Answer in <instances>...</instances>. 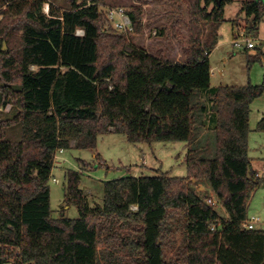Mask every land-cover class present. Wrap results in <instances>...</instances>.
I'll use <instances>...</instances> for the list:
<instances>
[{
	"label": "trees",
	"instance_id": "trees-1",
	"mask_svg": "<svg viewBox=\"0 0 264 264\" xmlns=\"http://www.w3.org/2000/svg\"><path fill=\"white\" fill-rule=\"evenodd\" d=\"M67 1L64 9L48 0H0V101L19 108L0 120V264L14 248L21 264H264V230L243 226L253 194L264 185L249 157L251 104L264 94V81L211 85L209 55L233 0H172L175 22L157 37L175 44V59L133 43L144 32L143 7L127 10L133 31L120 32L100 0ZM240 13L249 20L248 33H256L264 0H244ZM177 22H184L183 32L175 30ZM247 61L251 69L252 58ZM204 94L210 108L200 100ZM208 111L215 123L213 158L206 157L210 140L199 142ZM17 125L21 139L6 140L7 129ZM109 127L132 144L188 143V176L106 181L104 201L93 207L81 172L67 170L65 201L79 217L63 210L54 218L50 180L57 151L72 141L75 149L95 150ZM257 131L264 132V119ZM204 182L227 219L194 188ZM178 231L184 241L176 247ZM168 250H176L171 260Z\"/></svg>",
	"mask_w": 264,
	"mask_h": 264
},
{
	"label": "rangeland",
	"instance_id": "rangeland-1",
	"mask_svg": "<svg viewBox=\"0 0 264 264\" xmlns=\"http://www.w3.org/2000/svg\"><path fill=\"white\" fill-rule=\"evenodd\" d=\"M59 6L60 8H68L69 3L67 0H48ZM89 2L91 0H88ZM100 5L104 10L108 7H123L126 10H130L136 6L143 7L144 9V32L140 35H134L132 37L133 43L140 48L146 49L151 53L157 55L162 54L169 56L170 58L177 57L178 50L175 44L170 42V39L166 35L165 37H154L153 31L157 29L160 32L164 26H169L172 22H175L172 11L175 9V4L172 0H100ZM241 1L235 0L232 4H227L225 17L228 19L222 23L221 33L224 37H228L232 41V37L229 34V29L232 25V20L235 19L237 12L239 11ZM44 12L49 13L48 5L44 6ZM184 16V15H183ZM3 20V15L0 14V22ZM249 20L247 19V22ZM179 29L175 30L183 32L184 22H177ZM248 32V30H247ZM169 34V33H168ZM254 43L264 41V21L259 25L256 38H253ZM264 50V42L260 48ZM130 52L131 48H125ZM165 49V50H164ZM234 50V55L237 57L229 65L230 71L236 72L238 76L237 81L247 83L249 76L255 84H261L263 82V71L260 63L253 64L251 69H248V61L244 49H238L230 47ZM8 47L4 48L6 52ZM165 51V52H164ZM162 52V53H161ZM36 70L35 67H32ZM216 82V81H215ZM200 100L207 103L208 108L211 104L208 102V96L204 94ZM19 112V108L14 107L12 104L3 106L0 101V120L11 119ZM251 126L252 129H256L258 122L264 117V94L256 99L251 104ZM206 124L205 129L199 131V142L204 144L208 139L211 142V148L206 152L207 158H213L214 149V135L213 128L215 126L213 115L210 111L206 113L202 119ZM109 127L108 135L99 137L98 140V152L101 153L104 160L102 165L98 163L94 157L92 150H78L71 147L65 150L63 154H58V163L54 166L52 172V178L56 177L59 182L55 183L52 178L50 180L51 187V203L53 209V217H61L62 211L67 207L66 185L67 180L65 173L67 170L80 171L82 175L81 186L84 190L90 189L92 192L84 191L89 198L90 205L96 206L102 204L104 201L103 183L106 181L119 179L123 177H142V176H156L159 173L168 174L174 178H185L188 176L187 168V155H188V143L182 141L175 142H154V143H129L125 136L121 134H115V130H111ZM22 137V127L20 125L8 128L6 131V140L19 141ZM73 142H71L72 145ZM213 147V148H212ZM249 157L252 161V167L258 171L264 178V132L256 130L251 131L249 139ZM81 161H86V164H81ZM89 163V164H88ZM197 192H204L205 196L215 195L210 189V186L204 182L194 185ZM92 193V194H91ZM65 194V196H64ZM217 200V199H216ZM224 219H227L228 214L218 202L214 207ZM67 217L78 218L79 211L77 207L71 206V210L66 213ZM248 219L256 221V229L264 230V185L258 188L253 194L249 206H248ZM176 247L182 245L184 237L181 231H178L175 236ZM101 247H104L102 244ZM176 250H168L167 260L175 255ZM21 250L14 248L13 253H10L6 259L10 260L12 264H21Z\"/></svg>",
	"mask_w": 264,
	"mask_h": 264
},
{
	"label": "crops",
	"instance_id": "crops-1",
	"mask_svg": "<svg viewBox=\"0 0 264 264\" xmlns=\"http://www.w3.org/2000/svg\"><path fill=\"white\" fill-rule=\"evenodd\" d=\"M240 1H241V4H240L239 11L237 12L236 18L231 19L232 25L229 29V34L232 37V41H230V39L227 36L224 37V35L221 33V27H220L218 43L215 46V48L213 49V51L211 52V54L209 55V61H210V65H211V85H212V88H217L220 86H231V87L246 86L248 83H251L253 85H260V84H255L254 81L251 79V76H249L247 83H244L241 81L239 82V81H237L238 76H236V72L230 71L228 69V65L233 60H235V58L237 57L236 55H234V50L230 49L231 46L234 47V49H235V46H234L235 39L237 37H239L242 33L246 34V36L248 38H252V39L256 38V35H257V32L256 33H248L247 32V30H246L247 17L244 13L243 14L240 13V10L242 7V2L244 0H240ZM234 2H235V0H233V3ZM226 9H227V5L225 7V14H226ZM227 20L228 19L224 16V22H226ZM263 21H264V19H263ZM263 42L264 41L257 42L258 44L255 46L254 49H251V50L244 49L245 50L244 54H246L247 58L248 57L252 58L253 64L259 62L261 67L264 69V50L262 49V47L260 48V46H262ZM252 67H253V65H252ZM263 78H264V73H263ZM263 81H264V79H263ZM262 119H264V117ZM249 125H250V133H249V139H250L251 131H253V130L257 131V128L252 129L251 117H250ZM106 135H108V134H106ZM101 136H105V135H101ZM92 151L94 153V157L96 158V160L98 161L99 164H101V162H103V161H105L104 163L107 164L106 160H104L101 153L98 152V148H96L95 150H92ZM98 156H99V158H97ZM82 162H86V161H81V164H83ZM256 172H258V171H256ZM81 182H82V176H81ZM81 188H82V186H81ZM84 191L92 192L90 189L84 190ZM64 196H65V194H64ZM65 210L68 212L69 210H71V206L65 207ZM67 212H65V215Z\"/></svg>",
	"mask_w": 264,
	"mask_h": 264
},
{
	"label": "built area",
	"instance_id": "built-area-1",
	"mask_svg": "<svg viewBox=\"0 0 264 264\" xmlns=\"http://www.w3.org/2000/svg\"><path fill=\"white\" fill-rule=\"evenodd\" d=\"M107 15L109 20L112 22L114 28L120 32H131L133 31V23L132 20L129 16V14L127 13V10L123 7H108L106 9ZM154 37H156L158 35V31L157 29L154 30L153 32ZM77 35L78 36H83L84 35V30L82 29H78L77 30ZM254 39L252 38H248L246 36V34L242 33L239 37H237L234 41V46L238 49H254L256 44L253 41ZM130 49V48H129ZM131 50V49H130ZM111 130H114L113 127L110 128ZM72 147H74L75 142L72 141ZM64 149H59L56 153L55 156V164L54 166L58 163L57 159H58V154H63L64 153ZM262 175L260 173H258V177H261ZM52 178V176H51ZM52 180L55 183H58L59 180L56 177H53ZM208 204L211 205L212 207L217 206L218 201L210 195L209 199H208ZM134 209H136V207H133ZM256 221L255 220H249L247 218V220L244 222L243 226L244 228L248 229V230H257L256 227ZM216 227L213 226L212 227V231H215ZM4 264H12V262H10V260H6V262Z\"/></svg>",
	"mask_w": 264,
	"mask_h": 264
},
{
	"label": "water",
	"instance_id": "water-1",
	"mask_svg": "<svg viewBox=\"0 0 264 264\" xmlns=\"http://www.w3.org/2000/svg\"><path fill=\"white\" fill-rule=\"evenodd\" d=\"M223 0H217L218 5H221Z\"/></svg>",
	"mask_w": 264,
	"mask_h": 264
}]
</instances>
